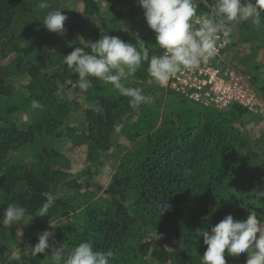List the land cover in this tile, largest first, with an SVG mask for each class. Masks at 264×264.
Here are the masks:
<instances>
[{
    "label": "trees",
    "instance_id": "1",
    "mask_svg": "<svg viewBox=\"0 0 264 264\" xmlns=\"http://www.w3.org/2000/svg\"><path fill=\"white\" fill-rule=\"evenodd\" d=\"M39 2L0 0V220L8 204L33 215L27 224L8 229L0 224V264H53L51 249L25 256L45 230L54 231L53 248L65 245L68 251L91 241L97 251L111 250L109 264H202L207 246L201 233L226 215L242 220L254 211L264 224V134L250 136L248 108L236 103L203 107L156 85L147 73L148 61L162 50L131 1L120 8L115 0L103 5L100 0H47V9ZM195 3L198 12H207L213 0ZM70 5L66 31H48L43 25L47 13L64 8L66 14ZM126 9L124 22L137 30L135 35L120 26ZM263 25L264 14L259 27L249 21L238 28L246 40ZM104 35L134 45L138 35L144 43L147 57L125 83L151 95L153 103L134 110L130 98L94 78L87 92L79 89L78 75L64 56ZM253 71L250 82L259 88ZM33 101L41 107L34 109ZM120 137L128 146L102 187L92 178L110 152L120 149ZM63 141L84 149L76 173L57 147ZM45 202L48 214L35 216ZM162 203L170 207L160 215ZM226 259L245 264L246 253L226 254Z\"/></svg>",
    "mask_w": 264,
    "mask_h": 264
},
{
    "label": "clouds",
    "instance_id": "2",
    "mask_svg": "<svg viewBox=\"0 0 264 264\" xmlns=\"http://www.w3.org/2000/svg\"><path fill=\"white\" fill-rule=\"evenodd\" d=\"M138 3L144 10L147 25L155 34L156 46L162 50V54L151 56L147 67L148 75L160 87L168 85L178 74L196 71L211 61L218 54V44L221 41L230 43L239 24L250 21L259 27L264 14V0H213L207 12H198L195 0H138ZM38 7L47 9L50 4L40 0ZM66 20L61 9L53 10L47 13L43 25L50 32L63 34ZM136 38L134 45L117 36L104 35L98 41H86L84 47H76L64 56V63L78 75L79 89L87 92L94 78L130 98L129 105L134 110L153 103L151 95H144L141 88L125 83L135 76L147 57L144 43L138 35ZM32 107L41 105L33 101ZM260 194L264 196V192ZM49 207L50 204L45 202L35 216L47 215ZM169 207L162 203L159 214ZM32 219L33 215L24 207L8 204L0 224L8 229L14 224H27ZM50 226L54 228L55 225ZM201 236L207 246L201 257L202 264H227L226 254L239 257L245 253V264H264V224L254 211L242 220L228 214L210 231H202ZM52 238L54 231H43L38 235V243L28 246L25 256L36 257L51 249L53 264H109L114 255L111 250H95L91 241L81 242L68 251L65 245L53 248L49 242ZM178 244L180 249H185L182 242Z\"/></svg>",
    "mask_w": 264,
    "mask_h": 264
},
{
    "label": "rangeland",
    "instance_id": "3",
    "mask_svg": "<svg viewBox=\"0 0 264 264\" xmlns=\"http://www.w3.org/2000/svg\"><path fill=\"white\" fill-rule=\"evenodd\" d=\"M111 1V0H107ZM132 2L135 5V9L137 12V17L145 18L144 10L139 5L138 0H115V3L118 4L120 8L126 7L127 2ZM101 4H106V0H100ZM68 6V4L66 5ZM73 7L72 5L69 8H66V14L63 8L62 14L67 16V22L72 19ZM126 13H123L121 17L118 19L120 21V26L122 30H128L130 35H135L137 30L130 29L126 22H124L129 16L128 9L125 10ZM106 21L109 20L110 16L106 15ZM99 23H102V19L100 18ZM96 23H98L96 21ZM244 34L241 33L238 26L234 29V34L232 36V40L234 41L231 44L230 52L234 59V62L240 67H246V70L249 71L252 75L255 74L253 68L257 70L258 74V82L259 88L256 85H253L256 95L259 101V107L256 111H251L252 115H246L245 123L246 129L249 131L250 136L252 138L259 137L264 134V25L261 26L259 33L251 39H243ZM21 122L26 120V115H22L20 117ZM79 118L77 117L74 121L77 123ZM119 141V140H118ZM126 142L120 137L119 148H115L116 151L110 152L109 157L105 161V165L99 169L98 175L92 178V181H95L102 187H106L110 181L111 175L114 172L117 162L119 160V156L121 155L123 148L127 147ZM57 147H61L63 153L70 158L72 163L71 172L76 173L83 166L84 163V149L82 147H73L72 142L63 141L60 144H57ZM118 149V150H117ZM19 156H23V152L18 153ZM17 156V157H19ZM93 189V187H92ZM95 189V187H94ZM101 192H97V195H100Z\"/></svg>",
    "mask_w": 264,
    "mask_h": 264
},
{
    "label": "built area",
    "instance_id": "4",
    "mask_svg": "<svg viewBox=\"0 0 264 264\" xmlns=\"http://www.w3.org/2000/svg\"><path fill=\"white\" fill-rule=\"evenodd\" d=\"M230 44H218V54L193 72H184L162 87L176 92L203 107L223 109L239 104L256 111L260 106L249 72H242L234 62Z\"/></svg>",
    "mask_w": 264,
    "mask_h": 264
}]
</instances>
